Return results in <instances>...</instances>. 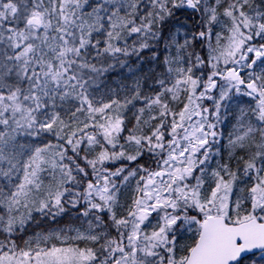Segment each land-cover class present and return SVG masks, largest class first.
I'll use <instances>...</instances> for the list:
<instances>
[{"label":"snow or ice","instance_id":"obj_1","mask_svg":"<svg viewBox=\"0 0 264 264\" xmlns=\"http://www.w3.org/2000/svg\"><path fill=\"white\" fill-rule=\"evenodd\" d=\"M0 264H264V0H0Z\"/></svg>","mask_w":264,"mask_h":264}]
</instances>
